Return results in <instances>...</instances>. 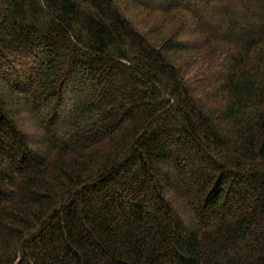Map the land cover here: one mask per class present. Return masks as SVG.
Masks as SVG:
<instances>
[{
  "label": "trees",
  "instance_id": "obj_1",
  "mask_svg": "<svg viewBox=\"0 0 264 264\" xmlns=\"http://www.w3.org/2000/svg\"><path fill=\"white\" fill-rule=\"evenodd\" d=\"M0 264H264V0H0Z\"/></svg>",
  "mask_w": 264,
  "mask_h": 264
}]
</instances>
